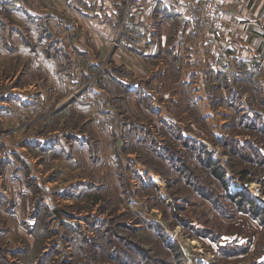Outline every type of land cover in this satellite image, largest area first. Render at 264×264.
<instances>
[{"label":"rangeland","instance_id":"374dc122","mask_svg":"<svg viewBox=\"0 0 264 264\" xmlns=\"http://www.w3.org/2000/svg\"><path fill=\"white\" fill-rule=\"evenodd\" d=\"M3 43L0 264H264L261 58L171 84L67 44L49 80Z\"/></svg>","mask_w":264,"mask_h":264},{"label":"crops","instance_id":"0c3cea01","mask_svg":"<svg viewBox=\"0 0 264 264\" xmlns=\"http://www.w3.org/2000/svg\"><path fill=\"white\" fill-rule=\"evenodd\" d=\"M195 3L146 0L127 9L122 0H0V44L15 46L2 57L19 55L28 65L26 76L35 79L67 80L66 57L59 51L69 53L67 44L93 61L112 54L117 63L131 62L139 77L161 68L171 84L222 73L246 77L243 70L264 57V0H227L225 33L231 43L216 38L204 21L191 28Z\"/></svg>","mask_w":264,"mask_h":264},{"label":"built area","instance_id":"2783aa9c","mask_svg":"<svg viewBox=\"0 0 264 264\" xmlns=\"http://www.w3.org/2000/svg\"><path fill=\"white\" fill-rule=\"evenodd\" d=\"M129 9L133 6H141L146 0H122ZM190 9L191 16V28L194 27L200 21L206 22L211 26L213 33L216 38L227 41L231 43L233 41L232 37L225 33L226 21V4L227 0H195ZM259 69L264 68V57L261 58L258 64Z\"/></svg>","mask_w":264,"mask_h":264},{"label":"trees","instance_id":"16d2710c","mask_svg":"<svg viewBox=\"0 0 264 264\" xmlns=\"http://www.w3.org/2000/svg\"><path fill=\"white\" fill-rule=\"evenodd\" d=\"M243 73L245 75H247L246 77H249L250 78L249 83L251 85H252L253 82H255L256 77H258L260 75V73L258 71H256V64L251 69H244L243 70ZM253 119H252V122L251 123H256V122L259 123V122H261V120L258 121L257 118H253ZM207 159L209 161L207 164L212 168V170L217 174V176L220 177L222 175V172H220L219 166H216V164H214V161L211 160L210 158H207ZM240 195H241V197L237 199L238 200L237 201L238 203L242 202L240 199H244L243 193L238 194V196H240ZM250 203H256V202L252 199ZM249 209L250 210H254L256 212V211H258L259 206L256 205V204L255 205L254 204H251V206H249ZM263 212L264 211H261V213H263Z\"/></svg>","mask_w":264,"mask_h":264}]
</instances>
